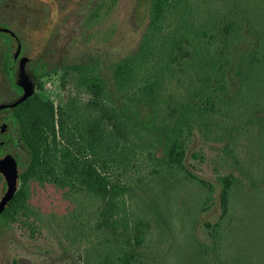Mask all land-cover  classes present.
Masks as SVG:
<instances>
[{"label":"rangeland","instance_id":"obj_1","mask_svg":"<svg viewBox=\"0 0 264 264\" xmlns=\"http://www.w3.org/2000/svg\"><path fill=\"white\" fill-rule=\"evenodd\" d=\"M186 4L184 13L173 4L166 6L150 24L149 0H26L19 22L12 11H3L0 24L8 19L11 28L22 25L25 51L32 56L52 41L53 69L37 94L56 109L73 98L91 99L82 76L58 69L60 57L74 63L96 56L110 74L114 62L136 54L143 45L122 97L129 100L147 79L158 78L159 126L172 128L188 100L208 113V141L199 133L183 137L189 154L201 149L207 154L206 162L191 159L197 172L214 182L218 173L237 170L257 178L264 174V120L253 117L257 109H264V0H186ZM249 15L261 29L262 44L254 67L238 79L235 71L245 48L252 42L256 45L244 29L243 18ZM224 21L235 25L229 35L224 33ZM198 59L205 64L201 76L195 70ZM209 98L214 107L207 103ZM136 141L140 144L136 158L127 169L114 172V179L126 189V226L144 238L136 245L140 254L136 264H197L201 249L196 237L211 245L202 222L195 223L202 192L176 166L161 165L153 158L152 138L137 136ZM18 155L26 169L29 154ZM18 189L26 191L27 199L7 224L0 219V264H120V251L102 232L97 201L90 195L37 181L25 186L22 179ZM243 190L232 191L234 212L226 246L249 239L243 228L264 219V192L252 190V201L245 202ZM212 202L199 214L201 219H218V190ZM260 254L255 259L263 261L264 253Z\"/></svg>","mask_w":264,"mask_h":264},{"label":"trees","instance_id":"obj_2","mask_svg":"<svg viewBox=\"0 0 264 264\" xmlns=\"http://www.w3.org/2000/svg\"><path fill=\"white\" fill-rule=\"evenodd\" d=\"M171 3L183 13L186 12V0H149L150 24ZM223 24L224 33L231 34L234 23L224 21ZM243 24L246 34L253 37L256 45L253 46L252 42L248 49L245 48L243 61L235 71L238 79H244L254 67L262 44L261 29L259 31L251 15L244 16ZM143 50L144 46L140 45L136 54L114 62L108 68L110 74L103 71L96 56H90L82 62L68 63L64 60L58 69L72 70L82 76V82L90 93L91 99L88 102L73 98L56 109L51 101L35 95L23 103L19 113L21 137L30 157L21 175L23 183L25 186L34 181L51 183L63 190L81 191L90 195L97 201L102 232H106L108 243H115L120 251V264H136L140 255L136 245L144 241V238L136 237L134 230L132 232L126 226V189L119 180L114 179V172L129 167L140 148L136 137L145 135L156 143L153 158L161 165L176 166L180 174L202 192L195 223L202 222L211 237V245L196 237L197 246L202 252H199L197 264H264V257L263 261H258L254 256L264 253L262 218L259 223L243 228L242 233L247 234L249 239L235 244L227 242L230 243L229 246L225 245L230 240L225 234L229 217L234 212L233 189L242 187L243 201H252L249 196L252 190L264 192V174L256 178L246 175L242 170L229 171L218 173L216 182L200 175L192 160L206 162L207 154L204 149L189 154L183 137L185 134L199 133L208 141V113L204 112V108L195 109L192 101L188 100L182 106L172 128L159 126L157 103L161 83L158 78L147 79L137 89L138 95L129 100L122 97L121 91L129 86L132 63L143 55ZM195 70L198 72L197 76L205 71V64L201 59L197 60ZM204 82L202 78L201 83ZM207 103L215 106L213 98H209ZM263 113L264 109H257L253 117L264 120ZM224 147L228 152V146ZM217 190L221 213L216 221H205L199 214L211 208ZM26 194L24 189H18L3 211L1 219L6 224L24 207ZM141 227L140 225L139 228ZM121 228L124 232H121ZM13 264L20 263L14 261Z\"/></svg>","mask_w":264,"mask_h":264},{"label":"flooded vegetation","instance_id":"obj_3","mask_svg":"<svg viewBox=\"0 0 264 264\" xmlns=\"http://www.w3.org/2000/svg\"><path fill=\"white\" fill-rule=\"evenodd\" d=\"M25 5L26 0H0V16L3 11L6 14L12 11L19 22L22 11H26ZM29 10L25 13L33 12ZM10 25L8 19L2 20L0 24V201L8 186L3 171L6 159L12 158L13 169L10 168V172L17 173L19 186L25 168L20 164L18 153L29 154L21 137L20 109L26 100L38 95L39 86L53 68L50 63L52 41L49 39L44 50H38L32 56L25 51L26 45L21 32L23 26L14 29ZM27 48L31 50V44ZM63 61V57H60L58 68H61ZM29 83L34 85V92L19 102L26 92L25 85ZM2 213L3 211L0 212V219Z\"/></svg>","mask_w":264,"mask_h":264},{"label":"water","instance_id":"obj_4","mask_svg":"<svg viewBox=\"0 0 264 264\" xmlns=\"http://www.w3.org/2000/svg\"><path fill=\"white\" fill-rule=\"evenodd\" d=\"M26 92L24 96L21 98L19 102L24 101L27 99L32 93L34 92V85L31 83L25 85ZM12 158H7L5 161V167H4V175L7 179V191L3 198L0 201V212L4 211L9 202L13 199L14 195L16 194L18 190V176L16 172L11 173L10 168L13 169V166L11 165Z\"/></svg>","mask_w":264,"mask_h":264}]
</instances>
